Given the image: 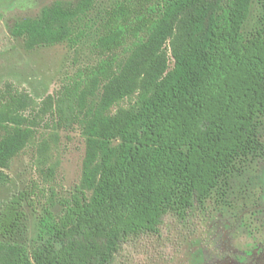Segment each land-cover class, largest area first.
I'll return each mask as SVG.
<instances>
[{
    "label": "trees",
    "instance_id": "obj_1",
    "mask_svg": "<svg viewBox=\"0 0 264 264\" xmlns=\"http://www.w3.org/2000/svg\"><path fill=\"white\" fill-rule=\"evenodd\" d=\"M95 1H54L39 17L13 20L10 33L27 48L73 42L74 22ZM250 1L162 0L136 11L122 0L96 63L41 102L12 83L0 89V184L44 125L85 140L80 181L59 213L44 209L35 247L15 238L29 194L0 209V264H117L126 242L159 234L168 214L184 215L228 184L261 148L264 26L243 32Z\"/></svg>",
    "mask_w": 264,
    "mask_h": 264
},
{
    "label": "rangeland",
    "instance_id": "obj_2",
    "mask_svg": "<svg viewBox=\"0 0 264 264\" xmlns=\"http://www.w3.org/2000/svg\"><path fill=\"white\" fill-rule=\"evenodd\" d=\"M54 1L58 0H0V89L12 83L41 102L78 68L102 57L98 38L109 12L122 0H96L74 22L73 42L27 48L21 38L10 33L13 20L39 17L43 7ZM161 2L130 0L136 11ZM263 15L264 4L251 0L243 24L245 35L264 26ZM169 55L171 69L174 58L170 49ZM129 102L125 99L119 106ZM39 131L6 170L9 182L0 184V209L14 194H29L23 206L24 227L15 237L28 249L40 242L39 219L44 209L51 207L59 213L60 199L79 183L85 154L79 130L44 125ZM257 135L261 148L238 162L226 186L215 189L202 205L184 215L168 214L159 234L126 242L117 264H264V115L258 119Z\"/></svg>",
    "mask_w": 264,
    "mask_h": 264
}]
</instances>
